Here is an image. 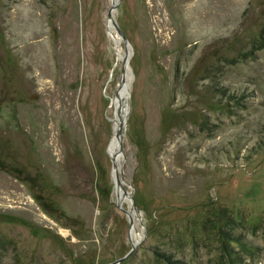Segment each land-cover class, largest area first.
<instances>
[{"label": "rangeland", "instance_id": "obj_1", "mask_svg": "<svg viewBox=\"0 0 264 264\" xmlns=\"http://www.w3.org/2000/svg\"><path fill=\"white\" fill-rule=\"evenodd\" d=\"M130 231L122 264H264V0H0V264H111Z\"/></svg>", "mask_w": 264, "mask_h": 264}, {"label": "water", "instance_id": "obj_2", "mask_svg": "<svg viewBox=\"0 0 264 264\" xmlns=\"http://www.w3.org/2000/svg\"><path fill=\"white\" fill-rule=\"evenodd\" d=\"M117 8V4L113 3L112 8L109 11V16L111 17L115 10ZM113 24L115 26L116 32L119 34V36L121 37V39L123 40L124 46H125V55L123 56V69H122V83H124L126 81V77L127 75H131L132 76V70H131V48H130V43L128 38L126 37V35L124 34V32L122 31V29L120 28V26L118 25V23L113 20ZM120 92V90H119ZM119 95V93H118ZM117 95V97H118ZM131 97V92L129 87H127L126 90V100L129 99ZM128 108L129 105H125V107H121L120 111H119V119L122 122V118L123 116L127 115L128 113ZM123 128L120 130L118 138H119V148H118V152H117V157H123V152H124V147H123V141H124V135H125V127L122 123ZM113 167H114V163H113ZM121 179V178H120ZM115 194H116V187H115ZM116 206L117 208L123 212L128 218H129V222H130V228L132 231L133 228V211L130 210H126L125 208H123L122 204L119 203L117 196H116ZM131 231H130V235H129V240L132 244V249L129 253H127L125 256H123L122 258L114 261L111 264H122L123 261L129 259L137 250L138 246L140 243L135 244L132 242V238H131Z\"/></svg>", "mask_w": 264, "mask_h": 264}, {"label": "bare ground", "instance_id": "obj_3", "mask_svg": "<svg viewBox=\"0 0 264 264\" xmlns=\"http://www.w3.org/2000/svg\"><path fill=\"white\" fill-rule=\"evenodd\" d=\"M113 20H114V16L113 15L111 17L109 16V18H108V27H109V29L111 27L115 29V26L113 24ZM112 31H113V35H114L115 32H114V30H112ZM115 38H116V36H115ZM129 81H130V84H131V81H132L131 75H129ZM123 84H124V91H123V95H124V94H126L127 87H129L130 84L129 85L127 84V80ZM118 135L116 136V141L117 142H114V150L117 148V143H118V148H119V138H118ZM112 158H113V163H114L113 169H114V174H115V177H114L115 184H116L117 188H119L121 190V192L123 193V196L122 197L124 199L125 198H128V197H130V195L123 189V183L120 180L117 179L118 172L120 170L119 164H118L119 157H117V153H112ZM120 198H121V196H120ZM123 198H122V200H124ZM133 228H134V219H133ZM132 234H133V232H132ZM133 238H134V236H133ZM137 241H138V239H136V238H135V240H132V242L135 243V244H138Z\"/></svg>", "mask_w": 264, "mask_h": 264}, {"label": "trees", "instance_id": "obj_4", "mask_svg": "<svg viewBox=\"0 0 264 264\" xmlns=\"http://www.w3.org/2000/svg\"><path fill=\"white\" fill-rule=\"evenodd\" d=\"M159 256H160V254H159Z\"/></svg>", "mask_w": 264, "mask_h": 264}]
</instances>
